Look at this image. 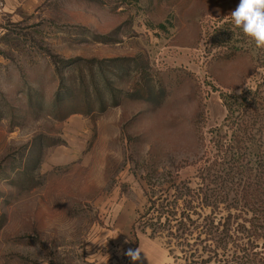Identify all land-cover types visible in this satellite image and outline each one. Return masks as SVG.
I'll return each instance as SVG.
<instances>
[{"label": "rangeland", "instance_id": "1", "mask_svg": "<svg viewBox=\"0 0 264 264\" xmlns=\"http://www.w3.org/2000/svg\"><path fill=\"white\" fill-rule=\"evenodd\" d=\"M238 4L2 0L0 264H133L137 248L135 264H264V197L236 191L264 168V70L228 16ZM68 88L64 114L86 101L90 115L56 119ZM212 164L238 177L207 207L192 199ZM151 196L227 233L154 237Z\"/></svg>", "mask_w": 264, "mask_h": 264}, {"label": "trees", "instance_id": "2", "mask_svg": "<svg viewBox=\"0 0 264 264\" xmlns=\"http://www.w3.org/2000/svg\"><path fill=\"white\" fill-rule=\"evenodd\" d=\"M113 62H115V60H111L109 63H113ZM257 62H258V65H257L258 69L264 70V65H263L264 64V51H262L261 49L258 55ZM72 94H74L73 88L67 89V94L65 98H62L61 94L59 93L57 94L55 98V102H54V106H55L54 113L58 121H64L68 117L72 115H76V114L90 115L92 113L93 106L91 102L85 101L86 110H79L75 108V110H72L67 114H64L65 107L69 105L67 100H73L75 98V96H73ZM147 95L150 96L151 100L148 97L142 96L141 94L139 95V97L144 98L145 100L146 98L149 99L148 101H150L151 104H153L155 107L159 106L163 101L162 99L164 98V92L162 90L154 91L150 89L148 90ZM72 97L74 98L72 99ZM221 98L223 99V101H225V98L223 95L221 96ZM85 100H89V99H85ZM224 105L227 108L228 113L231 114V108L227 107L226 104ZM228 169H229V172H227L226 174L224 173L225 175L222 176L220 175V172L215 170V166L213 164L205 168L202 171V174L205 175L203 179V181L206 183L204 185L205 191L203 189L199 190L196 193V196H194V198L192 199V201L200 200L202 204L204 203L207 207H210L211 205L210 202L212 201V199H214L213 204L215 203V205L221 204L223 201H226L227 194H228V193L226 194V191L230 190V188H228L226 185V181L231 180L233 182V179H235V177H238L237 176L238 169H235L234 167L232 169L228 167ZM256 173H257L256 175L250 176V179L257 178L255 179L257 180V182L247 181V182H244L243 184L240 183L238 185L237 190H236L238 191L237 192L239 195L238 198L245 199L253 195H256V197L258 196L264 197V168L256 170ZM251 174H253V172ZM216 179L221 180L220 188H213L211 184L213 183V180H216ZM176 190L179 191L180 188H177ZM184 196L186 195H182V193L180 194V197H184ZM153 198L154 196L150 197V200H149L150 207L148 211L146 212V214L141 217V219H145V221L149 222L151 225L160 224L163 227L162 229L159 228L157 232L155 230L153 231L152 235H154V237H157V235L166 234L167 236L171 237L174 240H181V239H184L185 237L187 238L192 237L194 232L196 233L199 229H202V231H205V235L210 238L213 237V235H215L212 241L213 242L216 241L218 243V241L221 239L220 237H222L224 233H227L224 230L221 234H219L218 233L219 224L217 225V228H216L214 221L210 216L204 217L203 220L200 221V219L202 218V215L195 213L194 215H196L198 219L193 220L192 215L189 213L187 214L185 211L178 213L177 211L178 201L172 204L170 202H167L166 199L162 200L160 198H157L156 200H154ZM186 202L187 201H185V203ZM189 203H192V202H189ZM157 204H158V208H156ZM188 205L189 204L187 203L185 207H188ZM3 225H4V221H3L2 216H0V230L2 229ZM207 242H210L209 238L204 240V243H207ZM187 247H191V246L187 245ZM192 251H193V248L190 249V252ZM190 255L191 256L189 260H191V258H194L195 256L193 253ZM206 263L207 262H201V264H206ZM190 264H196V263L191 262Z\"/></svg>", "mask_w": 264, "mask_h": 264}, {"label": "clouds", "instance_id": "3", "mask_svg": "<svg viewBox=\"0 0 264 264\" xmlns=\"http://www.w3.org/2000/svg\"><path fill=\"white\" fill-rule=\"evenodd\" d=\"M231 23L242 31L256 49H264V0H239L235 10L231 11ZM141 249H129L127 257L135 264L141 260Z\"/></svg>", "mask_w": 264, "mask_h": 264}, {"label": "crops", "instance_id": "4", "mask_svg": "<svg viewBox=\"0 0 264 264\" xmlns=\"http://www.w3.org/2000/svg\"><path fill=\"white\" fill-rule=\"evenodd\" d=\"M1 37H2V0H0V38ZM0 46H2V45H0Z\"/></svg>", "mask_w": 264, "mask_h": 264}]
</instances>
